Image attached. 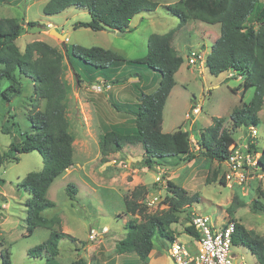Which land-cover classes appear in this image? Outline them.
Returning a JSON list of instances; mask_svg holds the SVG:
<instances>
[{"label":"rangeland","instance_id":"1","mask_svg":"<svg viewBox=\"0 0 264 264\" xmlns=\"http://www.w3.org/2000/svg\"><path fill=\"white\" fill-rule=\"evenodd\" d=\"M48 1L0 0V18H14L25 25L23 34L16 40L20 52H24L27 44L44 41L64 54L62 81L70 90L67 118L75 138L74 161L73 166L51 185L47 198L55 207L45 210L43 216L60 217L61 224L54 229L69 234L76 242L72 239L60 240L59 255L52 260L47 259L48 255L37 259L29 256V250L49 239L50 231L37 228L28 234L25 204L31 196L21 184L29 173L43 170L44 163L38 152L23 154L18 163L9 162L0 168V264H3L2 251L5 250L10 252L12 264H73L79 259L87 264H144L135 253L117 254V244L127 233L126 223L143 222V214H155L167 208L164 203L168 195L166 178L200 199L179 214L180 223L172 225L181 242H192L185 228L189 226V219L196 214L210 217L218 228L232 221L235 225H243L247 230L264 236V173L252 171L243 185L229 188L220 182L227 170L225 163L211 161L200 153V131L211 126L213 118H224V127L240 145L246 142L249 134L245 128L234 130L230 115L234 109L253 99L255 89L249 88L241 99L242 79H233L235 76H229V73L212 76L205 66L203 74L196 70V66H193L196 69H187L191 50L203 51L205 46V53H211L213 40L221 34L220 25L189 21L178 30L180 22L169 13L166 6L179 0H152L158 3V8L155 12L137 15L131 22L133 31L97 32L88 28H75L78 23L91 20L86 9L70 8L48 16L44 13ZM29 23H36L37 26L28 27ZM173 29H177L176 49L184 58V64L176 75V86L164 109L163 132L172 134L179 129L189 131L197 153L196 159L190 163L172 159L165 167L147 169L140 164L145 153L139 145L127 146L119 153L110 154L104 162L99 146L101 136L109 132L110 126L133 123L132 117L118 112L112 106L113 103L136 102L137 91L132 87L134 83L147 94L155 92L161 80L160 74H155L143 65L125 64L116 75L107 73L118 80L116 84L110 85L103 78L99 80L98 84H105L103 91H100L95 89V83L90 85L78 80L68 63L65 46L100 47L126 60H138L147 55L150 35H163ZM51 30L67 34V40L63 42L51 34ZM207 31L211 32V37ZM75 66L85 77L89 71H96L86 65ZM154 75L158 77L154 78ZM17 77L21 94L10 95L9 102L0 97V146L4 151H8L13 142L22 140V135L31 126L27 115L32 107L34 83L20 74ZM11 84L3 80L1 89L6 90ZM42 103L44 108L45 102ZM193 107H200L201 112L187 119ZM259 117L257 139H253L258 151L264 148V107ZM174 164L177 167L173 168ZM70 190L76 191L75 194L71 195ZM136 190L141 191L136 199L140 208L133 214L127 211L126 199L129 200ZM233 197H237L243 206L231 216L227 210ZM155 198L158 200L155 201ZM145 206L147 210L145 208L146 211L142 213ZM93 232H96V238L91 240ZM154 242V251L145 264H176L166 249L170 244L162 242V239ZM235 247L233 245L232 253ZM247 260L251 262L252 259Z\"/></svg>","mask_w":264,"mask_h":264},{"label":"trees","instance_id":"2","mask_svg":"<svg viewBox=\"0 0 264 264\" xmlns=\"http://www.w3.org/2000/svg\"><path fill=\"white\" fill-rule=\"evenodd\" d=\"M70 8L86 9L91 16L89 22L78 23L75 28H88L97 32H131L132 20L144 12H155L158 3L152 0H49L44 13L52 16ZM166 9L179 20L178 30L189 21L220 25L221 34L207 56L206 68L215 77L223 73H234V78L241 77V99L249 88L255 89L253 99L234 109L230 120L234 130L258 127L259 113L264 107V0H179L166 6ZM35 26L36 23L28 24L31 28ZM177 29L163 35H150L147 55L138 60H126L117 53L100 47L65 46L68 63L78 80L90 85L98 84L101 78L110 85L116 84L118 80L107 73L116 75L125 64L143 65L155 74H160L161 80L155 92L147 94L134 83L132 87L137 91L136 102L113 103L112 106L118 112L131 116L133 123L110 126L109 132L101 136L99 146L103 161L110 154L119 153L127 146L139 145L145 153L140 164L147 169L165 167L172 159L183 163L196 159L197 153L189 131L179 129L172 134L163 132L164 109L176 86L175 76L184 63V58L174 47ZM24 30L25 25L19 20L0 18V97L9 102L10 95L21 94L18 74L34 83L32 107L27 115L30 129L22 135V140L13 142L8 151L0 146V168L9 162L18 163L23 154L38 152L41 155L43 170L26 175L21 186L31 196L25 204L28 234H32L37 228L50 231L49 239L29 250V256L37 259L48 255L47 259L52 260L59 254L60 240L75 241L69 234L54 229L61 224L60 217L43 216L45 210L55 207L47 198L51 185L73 166L75 138L67 118L70 90L62 81L64 54L44 41L27 44L24 52H20L16 40ZM76 64L89 66L96 71H89L85 77L77 71ZM155 77L158 75H154ZM3 80L12 83L6 90L1 89ZM42 102H45L44 108ZM224 123V118H213L212 125L200 131V153L206 159L219 163H224L229 158L230 147L236 144L233 134L224 127ZM250 142L252 151L257 152L256 145ZM260 152L258 170L264 173V148ZM174 166L177 167V164L172 167L175 168ZM220 182L227 185L224 175ZM166 189L168 195L164 203L167 208L155 214H143V222L126 223L127 233L117 244V254L135 253L145 264L155 248V240L162 239V242L169 244L175 241L172 225L180 223L179 214L200 199L167 178ZM70 191L71 195L76 192ZM140 193V190H136L129 200L126 199L128 212L135 214L140 208L136 202ZM242 206L243 203L233 197L227 212L233 216L236 209ZM145 208L147 210L146 206L143 210L140 209L142 213L146 211ZM191 222L192 218L189 219L185 233L196 239L199 234ZM233 245L243 246L256 257L258 264H264V236L238 224ZM2 252L3 264H12L10 252ZM73 264L86 263L79 259Z\"/></svg>","mask_w":264,"mask_h":264},{"label":"built area","instance_id":"3","mask_svg":"<svg viewBox=\"0 0 264 264\" xmlns=\"http://www.w3.org/2000/svg\"><path fill=\"white\" fill-rule=\"evenodd\" d=\"M203 60L202 51L191 50L188 54V65H201ZM194 68V67H193ZM105 84H96L95 89L103 91ZM109 88V86L107 87ZM201 112L200 107H193L187 114V119ZM248 138L243 145L236 143L230 147V156L224 162L227 170L224 174L226 184L229 188L241 186L247 180L252 171H257L260 151L253 152L250 144H255L253 139H257L258 131L255 128H249ZM248 139H250L248 141ZM159 182L160 179H158ZM158 199L155 198V201ZM154 204V202H153ZM191 225H193L199 234L198 238H192L196 249L193 251L188 244L174 241L169 245L168 254L176 264H243L237 262L232 255L233 237L236 233V225L228 221L219 228L212 223L211 218L203 215H193ZM105 234V232H103ZM102 234V235H103ZM96 238V232L90 235V239Z\"/></svg>","mask_w":264,"mask_h":264},{"label":"crops","instance_id":"4","mask_svg":"<svg viewBox=\"0 0 264 264\" xmlns=\"http://www.w3.org/2000/svg\"><path fill=\"white\" fill-rule=\"evenodd\" d=\"M207 32H209V34L207 33ZM206 33L208 34V35H210V37H211V32L210 31H207ZM207 34H205V35H207ZM220 36H217L216 37V39L215 40H213L214 42L219 38ZM176 45H178V37L176 36L175 37V40H174V47L176 48ZM180 46V45H179ZM177 50V49H176ZM202 50V49H201ZM178 52H179V50H177ZM179 54H180V52H179ZM204 54V57H203V60H202V62H201V65H198L197 66V68L198 69H196V68H193V69H196L197 71H199V73L200 74H203V68H204V66H205V68H206V59H207V56H208V54H206L205 53V46H204V50L202 51V55ZM181 56V55H180ZM184 64V63H183ZM183 64H182V66H181V68H180V70L177 72V74L182 70V67H183ZM190 68H192V67H189L188 65H187V69L189 70ZM207 69V68H206ZM208 70V69H207ZM176 74V75H177ZM230 75L229 76H232V74H234V73H229ZM175 78H176V76H175ZM238 78H240V77H238ZM233 79H235V78H233ZM240 79H242V78H240ZM153 83H154V81H153ZM174 89V88H173ZM243 90V89H242ZM173 91V90H172ZM158 167H160V166H158ZM172 230H174L173 228H172ZM256 233V232H255ZM103 238H104V236H102ZM174 237H175V241H179V242H181L180 240H179V237H177V235L174 233ZM75 242H76V240H75ZM102 242H104V240H102ZM183 243V242H182ZM185 244V243H184ZM189 246H190V248L193 250V251H195V249H196V247H195V245L193 244V239H192V242L190 243V244H188ZM236 248V250L235 251H233V253H232V255H233V258L235 259V261H237V262H242L243 264H250V263H252V262H254V264H258V262H257V259H256V257L249 251V250H247L246 248H244L243 246H236L235 247ZM166 249H168L167 247H166ZM154 251V250H153ZM59 255V254H58ZM252 259L251 260V262L249 261V260H247V259ZM247 261H249V262H247ZM85 262V261H84ZM86 263V262H85ZM155 263H157V261H155ZM87 264V263H86ZM88 264H90V263H88ZM105 264H108L107 262H105Z\"/></svg>","mask_w":264,"mask_h":264},{"label":"water","instance_id":"5","mask_svg":"<svg viewBox=\"0 0 264 264\" xmlns=\"http://www.w3.org/2000/svg\"><path fill=\"white\" fill-rule=\"evenodd\" d=\"M51 34H54L56 37H58L60 40H62L63 42H65L67 40V34H60L58 33L56 30H51L50 32ZM120 33V32H119ZM122 33V32H121ZM205 151H207V149H205Z\"/></svg>","mask_w":264,"mask_h":264},{"label":"clouds","instance_id":"6","mask_svg":"<svg viewBox=\"0 0 264 264\" xmlns=\"http://www.w3.org/2000/svg\"><path fill=\"white\" fill-rule=\"evenodd\" d=\"M189 67H191V66H189ZM234 75V74H233ZM234 78V77H233ZM241 78V77H240ZM256 129V128H255ZM249 130V129H248Z\"/></svg>","mask_w":264,"mask_h":264}]
</instances>
